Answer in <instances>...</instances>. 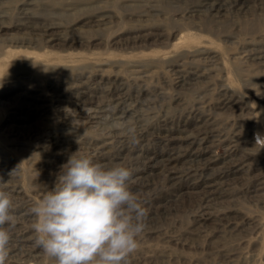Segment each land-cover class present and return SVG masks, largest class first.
I'll return each mask as SVG.
<instances>
[{
    "label": "rangeland",
    "instance_id": "374dc122",
    "mask_svg": "<svg viewBox=\"0 0 264 264\" xmlns=\"http://www.w3.org/2000/svg\"><path fill=\"white\" fill-rule=\"evenodd\" d=\"M258 135L264 0H0L6 264H54L31 208L71 155L131 170L129 264H264Z\"/></svg>",
    "mask_w": 264,
    "mask_h": 264
},
{
    "label": "clouds",
    "instance_id": "9594fccd",
    "mask_svg": "<svg viewBox=\"0 0 264 264\" xmlns=\"http://www.w3.org/2000/svg\"><path fill=\"white\" fill-rule=\"evenodd\" d=\"M62 169L56 186L31 208L35 244L54 264H129L147 215L130 190L131 170L86 155H71ZM13 204L11 194L0 189V264L9 256L11 233L5 225L15 224Z\"/></svg>",
    "mask_w": 264,
    "mask_h": 264
},
{
    "label": "bare ground",
    "instance_id": "6f19581e",
    "mask_svg": "<svg viewBox=\"0 0 264 264\" xmlns=\"http://www.w3.org/2000/svg\"><path fill=\"white\" fill-rule=\"evenodd\" d=\"M85 101V100H84Z\"/></svg>",
    "mask_w": 264,
    "mask_h": 264
}]
</instances>
